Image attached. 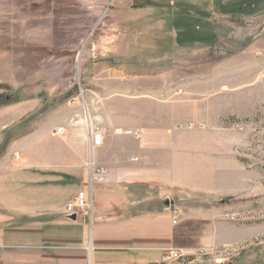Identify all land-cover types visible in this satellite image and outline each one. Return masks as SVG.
Returning a JSON list of instances; mask_svg holds the SVG:
<instances>
[{
  "label": "crops",
  "instance_id": "crops-1",
  "mask_svg": "<svg viewBox=\"0 0 264 264\" xmlns=\"http://www.w3.org/2000/svg\"><path fill=\"white\" fill-rule=\"evenodd\" d=\"M253 46L237 60L260 71L264 55ZM234 58L191 69L183 58L174 59L136 79L112 68L91 75L88 69L99 68L92 65L83 78L82 102L45 106L42 89L26 88L19 99L1 104L0 245L5 227L26 215H34L42 243L61 239L81 251L57 261L37 257L36 264H152L171 247L192 251L220 238L238 239L217 231L218 201L237 183L234 154L220 151L229 143L217 136L220 114L232 112L233 80L223 73L233 71ZM85 112L101 128L99 147L91 149L92 137L80 122ZM57 127L62 133L53 135ZM89 161L106 173L95 185L91 218L79 214L71 220L64 207L83 186ZM248 181L239 178L237 185ZM93 214L101 231L96 242ZM154 251H160L158 258Z\"/></svg>",
  "mask_w": 264,
  "mask_h": 264
},
{
  "label": "rangeland",
  "instance_id": "rangeland-1",
  "mask_svg": "<svg viewBox=\"0 0 264 264\" xmlns=\"http://www.w3.org/2000/svg\"><path fill=\"white\" fill-rule=\"evenodd\" d=\"M252 44L264 55V0H0V105L19 99L26 88L42 89L45 106L67 103L84 88L87 66L99 67L88 69L91 75L112 68L136 79L164 70L174 59L183 58L191 69L235 56L233 71L223 73L233 80L232 112L220 114L217 136L229 143L220 151L234 154L237 183L218 201L217 231L238 239L220 238L187 252L227 255V264H264V67L249 69L237 60ZM47 90L54 95L48 97ZM239 178L249 181L239 186ZM95 216L96 242L101 231ZM35 220L26 215L17 226L5 227L0 264H36L44 255L57 261L81 252L61 239L39 241Z\"/></svg>",
  "mask_w": 264,
  "mask_h": 264
},
{
  "label": "built area",
  "instance_id": "built-area-1",
  "mask_svg": "<svg viewBox=\"0 0 264 264\" xmlns=\"http://www.w3.org/2000/svg\"><path fill=\"white\" fill-rule=\"evenodd\" d=\"M78 95L76 97H73L71 99H68V103H73L75 101V98H78L79 96H83L84 89L81 87H78ZM78 120L75 122L77 123ZM82 124H85L87 126V130L89 134L92 137V147L96 146L99 147L102 143V133L101 128L96 123H92L90 119L88 118L86 112L85 117L81 119ZM62 133V127H57L53 129L52 134L57 135ZM135 136L138 137L139 134L135 133ZM88 167V175L87 178L84 181L83 186L78 189L76 195L73 199L68 201L64 207L65 214H75L77 215H87L91 218V211L93 209V201H94V188L95 185L100 183L104 175L106 173V169L103 166L95 165L92 161H89L87 163ZM173 204V201H172ZM176 208L173 207V213H174V219H172V222L174 223L176 220ZM189 252V251H188ZM187 251H183L182 249L178 248H168L165 249L162 253L161 259L157 261L154 264H194L198 260L197 264H206V263H212V264H227L229 262L228 256L223 254H218V256H212L210 258H207L205 256L209 255H215L211 251L206 250H198L195 252L188 253ZM191 257V259H189Z\"/></svg>",
  "mask_w": 264,
  "mask_h": 264
},
{
  "label": "water",
  "instance_id": "water-1",
  "mask_svg": "<svg viewBox=\"0 0 264 264\" xmlns=\"http://www.w3.org/2000/svg\"><path fill=\"white\" fill-rule=\"evenodd\" d=\"M67 218L71 219V220H75L76 219V215L75 214H66Z\"/></svg>",
  "mask_w": 264,
  "mask_h": 264
},
{
  "label": "trees",
  "instance_id": "trees-1",
  "mask_svg": "<svg viewBox=\"0 0 264 264\" xmlns=\"http://www.w3.org/2000/svg\"><path fill=\"white\" fill-rule=\"evenodd\" d=\"M6 102H7V100L4 103H6ZM0 103H2V102H0Z\"/></svg>",
  "mask_w": 264,
  "mask_h": 264
},
{
  "label": "bare ground",
  "instance_id": "bare-ground-1",
  "mask_svg": "<svg viewBox=\"0 0 264 264\" xmlns=\"http://www.w3.org/2000/svg\"><path fill=\"white\" fill-rule=\"evenodd\" d=\"M80 122H81V120H80Z\"/></svg>",
  "mask_w": 264,
  "mask_h": 264
}]
</instances>
